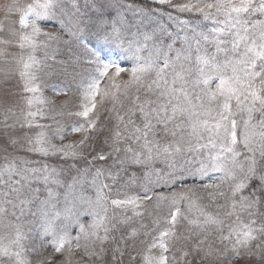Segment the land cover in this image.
Returning <instances> with one entry per match:
<instances>
[{"label":"snow or ice","instance_id":"snow-or-ice-1","mask_svg":"<svg viewBox=\"0 0 264 264\" xmlns=\"http://www.w3.org/2000/svg\"><path fill=\"white\" fill-rule=\"evenodd\" d=\"M151 3H0V264H264V0Z\"/></svg>","mask_w":264,"mask_h":264},{"label":"rangeland","instance_id":"rangeland-1","mask_svg":"<svg viewBox=\"0 0 264 264\" xmlns=\"http://www.w3.org/2000/svg\"><path fill=\"white\" fill-rule=\"evenodd\" d=\"M149 3H151V0H148ZM23 2V0H22ZM177 2H181V0H177ZM0 3H3V0H0ZM147 7L152 8H160V6L157 5H153L152 3L147 5ZM174 13V12H173ZM172 13V14H173ZM179 16L180 18L186 19V20H191L192 22H195L196 20H198L199 18L189 14V13H174L173 15ZM166 14H161L159 17L156 18V20L165 25L166 27L172 28V24L171 22L167 19ZM15 19V17H14ZM155 26V25H153ZM175 30V29H173ZM41 39H43V37H41ZM38 55H42L41 53H38ZM84 53H81V56H83ZM59 59H63L64 55L62 54L61 56L58 57ZM51 63V62H50ZM2 65H0V69H2ZM89 66L83 62V60H81L80 66L78 71L86 76L87 75V70H88ZM11 83V87L13 89V91L15 92V95L12 96H8L7 92L5 90V88L3 87L2 84H0V105H3L4 101L7 100L9 103L15 104L17 106V108L19 109L20 107L24 106V101L22 99V96L24 95L22 93V90L19 86V82L18 79L16 77H13ZM55 84L57 85V87H62V88H66L69 90V96H64V95H56L55 91L52 87V85ZM77 89L72 85L70 79L66 80L63 78V76H54L51 79H48L46 81V84L43 86L42 88V95L43 97L47 98L48 101H51V103H48L46 105H37V107H43L47 113V117L44 120H40V123L43 124H53V129L55 128V125L53 123V120L51 119L52 116H56V119L61 121L63 126L65 127V139L63 141H60L58 139H54V143L56 144H60L62 143H69L74 139H78V135L72 134L70 133V131H68V129L70 128L71 125H73L76 120L78 119L75 116H69L68 112L69 111H75L76 110V102L78 100V97L76 95ZM71 100L72 102L69 103L65 108L61 109L60 105L64 102V101H68ZM60 111H63L64 115L60 116L57 115V113H59ZM28 131L27 129H22L19 130L17 134H22L23 132ZM32 131H35V129H33ZM49 135H52V132H49ZM54 162L56 163H62L61 161L55 160V158H52ZM0 162H3V153H0ZM188 183H193L192 180H189ZM31 219V218H29ZM85 222H87V218H85ZM74 234V233H73Z\"/></svg>","mask_w":264,"mask_h":264},{"label":"trees","instance_id":"trees-1","mask_svg":"<svg viewBox=\"0 0 264 264\" xmlns=\"http://www.w3.org/2000/svg\"><path fill=\"white\" fill-rule=\"evenodd\" d=\"M136 3L140 7H147V5L151 4V3H149L148 0H136ZM157 6H159V5H157ZM164 8H165V11L162 13L163 15L164 14L168 15V13L172 12V9H168L167 6H164Z\"/></svg>","mask_w":264,"mask_h":264}]
</instances>
